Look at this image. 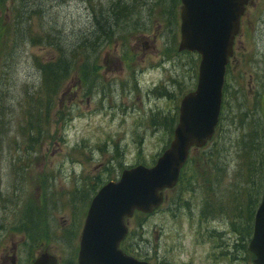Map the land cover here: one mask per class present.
Masks as SVG:
<instances>
[{
	"label": "rangeland",
	"instance_id": "rangeland-1",
	"mask_svg": "<svg viewBox=\"0 0 264 264\" xmlns=\"http://www.w3.org/2000/svg\"><path fill=\"white\" fill-rule=\"evenodd\" d=\"M41 5L30 18V0H0V264L41 253L77 264L94 195L125 169L154 166L197 85L200 57L179 51L180 0ZM233 45L213 139L191 150L155 213L126 223L125 247L146 262L252 264L264 183V0L249 2ZM61 48L66 74L56 68ZM51 69L59 79L48 88Z\"/></svg>",
	"mask_w": 264,
	"mask_h": 264
},
{
	"label": "water",
	"instance_id": "water-1",
	"mask_svg": "<svg viewBox=\"0 0 264 264\" xmlns=\"http://www.w3.org/2000/svg\"><path fill=\"white\" fill-rule=\"evenodd\" d=\"M250 0H180L179 51L200 56L197 86L183 97L169 147L151 168L124 170L91 200L79 240L77 264H147L125 255L119 244L134 212L152 214L163 191L175 186L189 149L203 147L217 124L225 68L233 54L240 17ZM248 249L254 264H264V188ZM32 264H57L40 254Z\"/></svg>",
	"mask_w": 264,
	"mask_h": 264
},
{
	"label": "trees",
	"instance_id": "trees-1",
	"mask_svg": "<svg viewBox=\"0 0 264 264\" xmlns=\"http://www.w3.org/2000/svg\"><path fill=\"white\" fill-rule=\"evenodd\" d=\"M30 5L31 6H28V8H27V13H28V15H29L30 18L32 16H34L33 13H35V14H41L43 12V10H44V7L40 8L42 6L41 5V0H30ZM18 17H19V20L17 22V26H18V31L20 32V30L23 29V27H22L23 24H24V27H26V26H25V22L22 20V18L20 16H18ZM45 17H46V12H45ZM113 17H116L117 18L118 16L117 15L116 16L114 15ZM124 18H126V16ZM119 21H120V19L118 21H116V22H119ZM111 22H113V20H111ZM113 28H114L113 24L109 23L108 24V30L110 31V35H112ZM23 36H24V34L21 35V39L23 38ZM29 39L31 40L32 43H34L35 41H37V39H39V37L37 35H35V36L30 35V38ZM57 42L59 44L62 43V42H65L64 41V38L61 37L60 34H59V37H58V41ZM67 50L68 49L63 50L61 48V53L62 54H61L60 58H58V62L56 63V68L58 66L60 68H62L61 69V73L62 74H66L68 72V68H70L69 67V63H68L69 58H67V54L64 52V51H67ZM47 68H55V66L52 65V66H49ZM51 72L53 73L54 76L51 75V74H49L47 71L45 73V78H46V81H47L45 83H46V86L49 85L48 88L51 87L50 86V83H52V85L53 84L56 85V82L59 79L58 78V71L56 69H51ZM57 114H59V113H57ZM51 116L52 115L50 114V104H46L45 105L44 117L49 118ZM126 250L129 251L127 248H126Z\"/></svg>",
	"mask_w": 264,
	"mask_h": 264
},
{
	"label": "flooded vegetation",
	"instance_id": "flooded-vegetation-1",
	"mask_svg": "<svg viewBox=\"0 0 264 264\" xmlns=\"http://www.w3.org/2000/svg\"><path fill=\"white\" fill-rule=\"evenodd\" d=\"M25 238V236H23V239ZM14 263V262H13Z\"/></svg>",
	"mask_w": 264,
	"mask_h": 264
}]
</instances>
